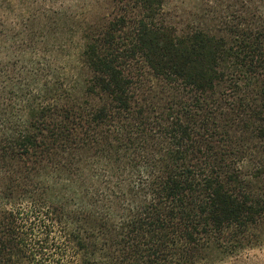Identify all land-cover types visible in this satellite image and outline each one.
<instances>
[{"label":"trees","instance_id":"trees-1","mask_svg":"<svg viewBox=\"0 0 264 264\" xmlns=\"http://www.w3.org/2000/svg\"><path fill=\"white\" fill-rule=\"evenodd\" d=\"M263 248L264 0H0V264Z\"/></svg>","mask_w":264,"mask_h":264},{"label":"rangeland","instance_id":"rangeland-1","mask_svg":"<svg viewBox=\"0 0 264 264\" xmlns=\"http://www.w3.org/2000/svg\"><path fill=\"white\" fill-rule=\"evenodd\" d=\"M219 264H264V248L252 249Z\"/></svg>","mask_w":264,"mask_h":264}]
</instances>
